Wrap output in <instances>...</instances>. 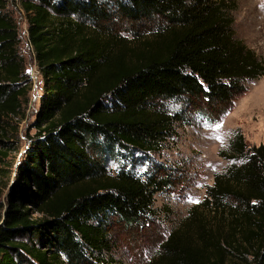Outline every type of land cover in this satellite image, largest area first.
Instances as JSON below:
<instances>
[{"label": "trees", "instance_id": "16d2710c", "mask_svg": "<svg viewBox=\"0 0 264 264\" xmlns=\"http://www.w3.org/2000/svg\"><path fill=\"white\" fill-rule=\"evenodd\" d=\"M6 1L0 160L9 154L4 120L21 112L30 91ZM20 5L43 95L37 131L6 195L0 264H113L115 227L150 225L155 195L179 182L152 153L192 116L221 121L248 83L264 76V57L236 35L238 0ZM114 21L150 36L141 46L122 43ZM221 155L231 165L144 264H264V144L250 146L238 131ZM140 159L147 168L139 171L132 165Z\"/></svg>", "mask_w": 264, "mask_h": 264}, {"label": "rangeland", "instance_id": "374dc122", "mask_svg": "<svg viewBox=\"0 0 264 264\" xmlns=\"http://www.w3.org/2000/svg\"><path fill=\"white\" fill-rule=\"evenodd\" d=\"M7 10L16 19L19 27L18 50L24 57V75L30 85L27 100L21 112L4 120L5 139L9 142V154L0 160V223L5 213L6 195L13 181L14 170L24 158L31 137L36 133L34 121L40 109L43 95L42 75L38 70L35 53L30 43L28 21L20 0H7ZM235 11L236 35L258 54L264 57V0H238ZM127 45H143L149 37L140 26V37L131 33L128 23L114 21ZM110 25H113L111 23ZM109 25V26H110ZM111 27V26H110ZM131 29V30H130ZM240 131L248 145L264 144V76L248 83V90L239 96L221 121L210 124L204 117L192 116V123L178 124L159 152L152 153L158 162H163L177 184L155 195V219L142 229L115 227V251L113 264H144L152 258L170 233L177 229L189 215L190 209L202 202L207 187L213 185L217 173L225 171L232 160L221 155L227 152L230 141ZM132 168L146 169L143 159ZM116 161L109 162V169H116Z\"/></svg>", "mask_w": 264, "mask_h": 264}]
</instances>
